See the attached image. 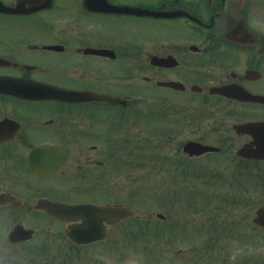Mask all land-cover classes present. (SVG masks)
I'll use <instances>...</instances> for the list:
<instances>
[{
	"label": "flooded vegetation",
	"instance_id": "af4514ba",
	"mask_svg": "<svg viewBox=\"0 0 264 264\" xmlns=\"http://www.w3.org/2000/svg\"><path fill=\"white\" fill-rule=\"evenodd\" d=\"M1 5L2 21L24 29L0 33V238L11 246L26 239L9 233L37 218L62 222L36 207L41 199L109 204L74 199L72 184L103 182L125 147L149 148L131 133L143 116L151 148L180 153L173 174L264 182V0ZM187 141L206 149L184 154Z\"/></svg>",
	"mask_w": 264,
	"mask_h": 264
},
{
	"label": "rangeland",
	"instance_id": "374dc122",
	"mask_svg": "<svg viewBox=\"0 0 264 264\" xmlns=\"http://www.w3.org/2000/svg\"><path fill=\"white\" fill-rule=\"evenodd\" d=\"M2 20L0 33L24 31L19 23ZM145 117L143 130L132 129L131 133L149 148L138 146L129 154L125 147L120 164L104 170L103 182L86 181L84 188L83 183L72 184L74 199H79L75 191L83 192L91 200L126 205L132 215L108 224L109 233L103 240L76 247L64 237L63 220L54 224L37 218L26 224L34 232L22 244L11 246L4 233L0 259H10L7 264L11 259L15 264H39L44 259L51 264H243L245 259L257 264L256 260L264 259V231L252 221L255 207L264 204V182L233 179L214 183L177 177L168 165L179 162L180 153L151 148L148 138L154 139L155 131L146 127ZM124 138L128 143L134 141L132 136ZM110 170L115 171L109 177ZM215 196H225L230 203L215 200ZM226 209L225 214L222 210Z\"/></svg>",
	"mask_w": 264,
	"mask_h": 264
},
{
	"label": "water",
	"instance_id": "95a60500",
	"mask_svg": "<svg viewBox=\"0 0 264 264\" xmlns=\"http://www.w3.org/2000/svg\"><path fill=\"white\" fill-rule=\"evenodd\" d=\"M44 208L51 214L61 218H81L83 221L77 226L70 227L68 232L73 240L77 242H86L93 239L96 235L95 228L98 227L100 221L104 215L108 221L114 220L127 211L125 209L109 208V207H97L93 205L71 206L66 204H55L48 202ZM115 214V216H114ZM254 222L264 226V207H260L256 210V217ZM99 224V225H98ZM98 225V226H97Z\"/></svg>",
	"mask_w": 264,
	"mask_h": 264
}]
</instances>
